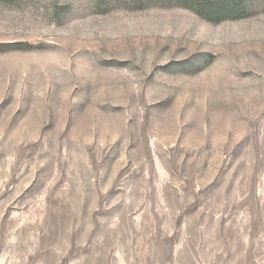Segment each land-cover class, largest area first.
Masks as SVG:
<instances>
[{
    "label": "rangeland",
    "instance_id": "rangeland-1",
    "mask_svg": "<svg viewBox=\"0 0 264 264\" xmlns=\"http://www.w3.org/2000/svg\"><path fill=\"white\" fill-rule=\"evenodd\" d=\"M0 0V264H264V3Z\"/></svg>",
    "mask_w": 264,
    "mask_h": 264
},
{
    "label": "trees",
    "instance_id": "trees-1",
    "mask_svg": "<svg viewBox=\"0 0 264 264\" xmlns=\"http://www.w3.org/2000/svg\"><path fill=\"white\" fill-rule=\"evenodd\" d=\"M11 3L13 0H1ZM149 2H164L187 8L206 20L220 23L225 20H235L246 17L253 10V3L258 0H146ZM139 3L140 0H133ZM264 3V0H260Z\"/></svg>",
    "mask_w": 264,
    "mask_h": 264
}]
</instances>
